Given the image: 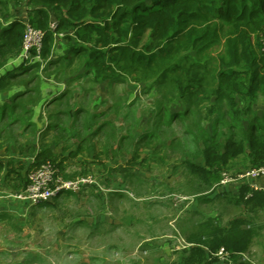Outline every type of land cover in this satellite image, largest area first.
<instances>
[{
    "label": "rangeland",
    "instance_id": "rangeland-1",
    "mask_svg": "<svg viewBox=\"0 0 264 264\" xmlns=\"http://www.w3.org/2000/svg\"><path fill=\"white\" fill-rule=\"evenodd\" d=\"M10 5L15 4L0 3V30L9 27ZM219 24L218 41L207 48L203 60L197 56L201 67L191 69L190 76L200 79L202 88H184V97L180 96V88L170 82L160 86L129 79L111 85L97 82L82 57L67 52L66 32L58 34L49 58L34 61L39 62L36 67L13 66L15 52H9L7 58L3 56L0 75L9 73L14 84L0 93V107L6 105V115L0 119V186L8 185V190H13L19 181L23 182L28 159L35 151L31 145L34 141L39 146L48 144L58 155L69 158L66 173L60 171L61 175L71 179L90 177L92 184L77 193L65 192L55 197L58 206L43 208L27 229L12 216L0 231L13 232L19 240L28 230L32 235L39 234L51 264L229 263L201 241L211 226H217L245 237L247 249L239 253V261L264 264V210L229 202L217 194V189L225 188L238 192L250 181L264 189V177H239L255 168L247 154H240L222 170L229 178L224 185L207 187L189 168L191 163L204 162L197 143L200 131L236 141L244 137L240 127L232 126L227 101L215 94L214 72L230 34L229 27ZM51 26L55 28L56 24L52 22ZM191 53L193 56L196 51ZM186 55L183 51L178 54L176 65H181L174 70L176 79L186 75L182 74L190 62ZM27 80L31 82L24 83ZM62 90L66 95L60 97L57 93ZM76 104L83 107V119L100 114L95 122L90 121L92 129L84 126L78 130L79 137H69L72 115L67 112L60 117L67 132L61 137L60 130L55 131L59 128L51 126L55 132L49 134L56 112L69 111ZM243 107L239 103V108ZM187 108L185 118L178 113L169 122L170 113H182ZM255 117L264 122V92L249 114L241 116L242 125L250 127ZM102 122L106 123L103 132L92 137L91 133L99 131L95 126ZM70 148L81 152L69 153ZM235 219L238 220L233 227ZM55 243L56 248L61 247V257L51 254ZM243 255L248 259L243 260ZM231 260L234 261L232 256Z\"/></svg>",
    "mask_w": 264,
    "mask_h": 264
},
{
    "label": "trees",
    "instance_id": "trees-1",
    "mask_svg": "<svg viewBox=\"0 0 264 264\" xmlns=\"http://www.w3.org/2000/svg\"><path fill=\"white\" fill-rule=\"evenodd\" d=\"M9 2L26 7L27 19L22 21L14 16L9 27L0 30V60L3 56L7 58L9 52L19 54L22 51L28 23L45 33L41 51H32V55L38 54L40 60L52 55L58 34L66 32L64 36L69 40L67 52L73 57L81 56L85 68L94 74L97 82L111 85L129 79L147 82L151 86L170 82L180 88L181 97L191 86L195 91L202 88L201 80L190 76L191 69L196 65L201 67L199 58L203 60L207 48L218 41L219 23L226 25L230 34L225 38L219 68L214 72L215 94L218 99L227 101L232 126L240 127L244 137L236 141L200 131L197 143L202 148L199 153L204 163H191L189 168L211 188L222 179L225 166L242 153L247 154L254 167L264 165V122L255 117L251 128H245L241 122V116L249 114L264 92V0H0L6 6ZM52 22L56 24L55 28L51 26ZM181 51L187 52L190 62L189 66L183 67L184 78L176 79L173 73L181 65H176ZM192 51H196L193 56ZM38 63L26 61L20 66L26 69L36 67ZM193 81L196 84H191ZM13 84L9 73L0 75V93L12 88ZM239 103L245 108L240 109ZM5 108L6 105L0 107V119L6 115ZM189 108L182 113H170L169 122L177 118L178 113L185 118ZM65 132L67 128L60 127V133ZM58 161L59 155L50 145L44 144L28 171L51 162L60 172ZM2 168L0 162V170ZM27 182L28 178L22 188ZM217 194L229 202L264 210V189H255L250 183H244L235 195L225 191ZM236 220L232 221L233 227ZM211 227L210 233L204 235L207 237L201 239L209 251L217 252L224 247L237 264H248L239 261L238 257L247 249L245 237L234 234L230 228L229 232L224 227ZM197 250L204 254L201 248ZM213 259L217 257L213 256Z\"/></svg>",
    "mask_w": 264,
    "mask_h": 264
},
{
    "label": "crops",
    "instance_id": "crops-1",
    "mask_svg": "<svg viewBox=\"0 0 264 264\" xmlns=\"http://www.w3.org/2000/svg\"><path fill=\"white\" fill-rule=\"evenodd\" d=\"M10 12L12 13L11 15V19L16 16L17 18L21 19L22 21L27 19V8L24 6H17V5H10ZM7 23V25L10 24V19ZM13 66L16 67H21L20 64H22L24 61L20 58V53L16 54V58L13 59V61H11ZM5 74V73H4ZM3 75V74H1ZM106 86V84H105ZM60 94V97H62L61 95H66L65 91H61L58 92L57 95ZM56 95V94H55ZM50 107V106H49ZM51 107L53 108V106L51 105ZM69 112L72 118V121H70L71 123V128L72 129V133L70 134L69 137H79L80 132L78 131L79 129H81L84 126H87L89 128L92 129V125L90 124V121H94L95 122V118L99 117V113H93L92 116L88 115V118L83 119V107L82 105H73L72 107H70L69 111H65V110H59L58 112H56L55 116L53 117L54 120L51 121L52 123H50L49 125V134H54V132H58V130H60V127H66L67 126H62L60 123V117H64V113ZM92 118H91V117ZM86 123V124H85ZM99 124V123H98ZM80 125V126H79ZM51 126L55 127V129L57 130H53L51 129ZM106 123L102 122L99 125L95 126L94 129H99V131H96L94 133H91V136L93 137H97L99 134H101V132H103V128H105ZM90 130V129H89ZM209 132V131H208ZM59 133V132H58ZM48 134V132H47ZM48 134V135H49ZM65 134V133H64ZM62 133H60L59 135L62 137V135H64ZM81 138V137H80ZM88 137H86L87 140ZM83 141L85 140V138H82ZM81 139V140H82ZM76 142V141H75ZM31 145L35 146L33 147L35 149L34 153L30 159H28V167L30 165L31 162H33L34 157L36 155V153L38 152V150L40 149L41 145H37V142L34 141L33 143H31ZM52 147V146H51ZM53 148V147H52ZM79 148V146H78ZM53 151L58 154L57 150L55 148H53ZM69 153H80L81 151H77V149L74 148H70ZM65 152V151H64ZM64 158V159H62ZM69 158L68 157H62V155H59V164L61 166L62 171H64V173H66L65 171V165L68 164ZM201 164H203L204 162H201ZM30 171V170H29ZM29 171H27L29 173ZM28 173L26 175V177L23 179L22 181H19L20 183L18 184L17 187H15L13 190H8V185L6 187L0 186V224H1V228L4 227L6 224H8V219L10 217H16L17 219H19L20 223L19 224H24V228L27 229V224L28 223H32V218L37 217V215L44 210L43 208L49 207V206H55V208L58 206V203L56 204L53 199L49 200V201H45V202H41L38 203L36 205H30V204H26L24 202H18V201H11V200H7L5 199V197H3V193L4 192H10V191H18L20 190L23 186H24V182L25 179L28 178ZM70 176V175H69ZM219 191H225L226 193H230L231 195H235L236 191H233L232 189H222V190H217V192ZM63 194V193H62ZM61 195V194H60ZM59 196V195H58ZM39 220V219H36ZM34 221V219H33ZM37 222V221H36ZM38 223V222H37ZM4 225V226H3ZM33 233H35V231H33ZM22 237L23 239H18L17 237H15V234L13 232H3L2 230L0 231V264H47V262L49 263V259H47V246L43 243L40 242L39 239L40 236L39 234H33L30 233V231L28 230V232H24L22 233ZM17 239V240H16ZM54 247H51L52 249H54L51 254L55 257V256H59L61 257L63 255V252L61 250V247L56 248V243L53 245ZM58 249V251L56 250ZM54 260H56L54 258ZM53 260V262H54ZM59 262V261H58ZM223 262V261H222ZM51 264V263H49ZM221 264H230V263H221Z\"/></svg>",
    "mask_w": 264,
    "mask_h": 264
},
{
    "label": "built area",
    "instance_id": "built-area-1",
    "mask_svg": "<svg viewBox=\"0 0 264 264\" xmlns=\"http://www.w3.org/2000/svg\"><path fill=\"white\" fill-rule=\"evenodd\" d=\"M44 31L35 28L34 26L27 23L25 28L24 40L22 51L20 52V58L26 62H34L37 59H40L39 55H32V51L36 50L40 52L43 47L44 42ZM242 180L250 179H259L264 177V165L250 169L239 175ZM238 177V178H239ZM229 180L228 176L225 175V172L222 173V179L216 185H224ZM250 183L251 186L255 189H259L258 185L254 182ZM92 184V179L90 177H80L76 179L65 178L61 175L51 162L43 163L30 170L28 174L27 185L15 192H4L3 197L10 198L13 201L24 202L30 205H36L41 202L52 200L58 195L65 192H79L83 187L89 186ZM216 256L220 259L225 260L232 264L237 262L231 260V253L222 247L217 251ZM248 258L243 255V260Z\"/></svg>",
    "mask_w": 264,
    "mask_h": 264
}]
</instances>
